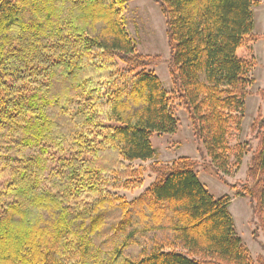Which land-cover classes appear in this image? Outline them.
Returning <instances> with one entry per match:
<instances>
[{"label": "trees", "instance_id": "1", "mask_svg": "<svg viewBox=\"0 0 264 264\" xmlns=\"http://www.w3.org/2000/svg\"><path fill=\"white\" fill-rule=\"evenodd\" d=\"M168 20L171 75L217 174L240 169L238 145L258 0H156ZM128 0H0V264H253L229 208L198 162L136 161L176 134L174 95L138 52ZM257 122V123H256ZM244 190L264 228V116Z\"/></svg>", "mask_w": 264, "mask_h": 264}, {"label": "rangeland", "instance_id": "2", "mask_svg": "<svg viewBox=\"0 0 264 264\" xmlns=\"http://www.w3.org/2000/svg\"><path fill=\"white\" fill-rule=\"evenodd\" d=\"M254 7V34L259 37L252 43V52L256 58V65L252 69L253 84L250 96L247 98L245 119L242 129L233 128L229 143L232 147L230 162L235 163L238 145L247 147L248 152L239 170L231 166L232 174H217L210 158L207 156L203 143L195 135L190 115L181 105L171 75L173 54L168 41V20L162 5L156 0H128L124 14L128 32L136 43L138 52L145 56L154 57L153 70L160 77L164 87L174 95V109L180 120L179 131L176 134H155L152 145L157 151V158L153 161H136L133 167L141 168L144 186L134 191H120L128 201L138 198L155 180L156 176L150 170L155 163L170 164L182 157H188L198 162V173L201 182L215 198L229 196L231 198L230 212L234 217L239 235L249 249L253 264H264V228L261 220L254 216L255 203L251 201L244 190L254 185L249 180L248 170L251 159L258 148L259 140L255 130V122L264 116V0H258ZM257 123V122H256Z\"/></svg>", "mask_w": 264, "mask_h": 264}]
</instances>
